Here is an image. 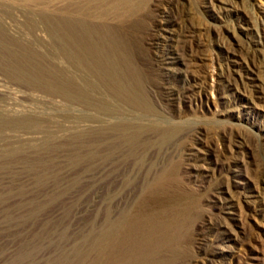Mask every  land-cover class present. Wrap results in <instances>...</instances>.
I'll return each instance as SVG.
<instances>
[{"label":"rangeland","instance_id":"rangeland-1","mask_svg":"<svg viewBox=\"0 0 264 264\" xmlns=\"http://www.w3.org/2000/svg\"><path fill=\"white\" fill-rule=\"evenodd\" d=\"M126 4L0 0V264H264V0Z\"/></svg>","mask_w":264,"mask_h":264},{"label":"bare ground","instance_id":"bare-ground-1","mask_svg":"<svg viewBox=\"0 0 264 264\" xmlns=\"http://www.w3.org/2000/svg\"><path fill=\"white\" fill-rule=\"evenodd\" d=\"M131 1L132 0H130V2ZM130 2H128L127 0H92V3L95 6V8L96 7L100 8V7H102V6L106 5V4H109V3H115V5L127 3L126 5H128V4H130ZM137 5L140 6L142 4L139 3ZM75 9L71 8V11L75 10ZM82 9H84V11H85V8H82ZM138 10H139V8H138ZM138 10H136V11L138 12ZM82 11L78 10L76 12L80 15V14H84V12L82 13ZM122 13H123V11H122ZM90 15H91V11H90ZM110 15H111V12H110ZM110 15L108 14L109 17H110ZM134 15H136V14H134ZM134 15H132V16H134ZM75 17H77V16H75ZM65 21H68L67 22L68 24L67 23L66 24L68 25L67 29H68V34H69V36H68L69 37V43H68V46H67L69 48V50H68V64L73 66V67L76 66V64H78L81 67L87 68L94 76L99 78V80L103 84H105L104 81H106V86L108 88H110L111 91H114L115 93H117L119 96H121L123 94L124 95L128 94L130 87H128V85L125 83L124 80H122L121 78L118 77V65H117L115 59L113 57H109V56H107L106 58L103 57V53L106 52L105 51V47L102 44L103 42H100V41L96 40L95 38H93V29L91 28V26H88L85 23H83V22H81L79 20H75V19H67ZM98 23H100V22H98ZM54 24H55V22H54ZM62 26H64V24ZM63 29H66V28L63 27ZM109 30H106V31H109ZM56 33H57V31H56ZM54 34L52 33V36H54ZM100 34H102V33H100ZM58 35H59V33H58ZM64 40H65V38H64ZM61 41H63V40H61ZM67 47H66V51H67ZM113 51H114V49H113ZM51 81L52 80L50 79V82ZM39 83H41V82H39ZM60 84H62V83H60ZM84 90H85V88H84ZM82 91L79 88L76 87L74 80L71 79L70 81L67 82V95H68L69 100L79 101V102H82L83 104H87V102H86L87 101V97ZM111 113H113V112H111ZM120 254H121V252H120ZM133 256H135V255H133ZM125 264H134V262H129V263H125Z\"/></svg>","mask_w":264,"mask_h":264}]
</instances>
